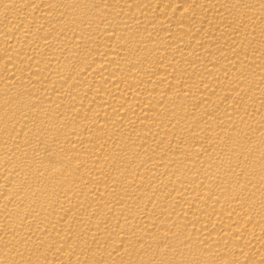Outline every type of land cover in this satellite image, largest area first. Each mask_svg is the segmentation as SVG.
Segmentation results:
<instances>
[{
	"label": "bare ground",
	"instance_id": "1",
	"mask_svg": "<svg viewBox=\"0 0 264 264\" xmlns=\"http://www.w3.org/2000/svg\"><path fill=\"white\" fill-rule=\"evenodd\" d=\"M0 264H264V0H0Z\"/></svg>",
	"mask_w": 264,
	"mask_h": 264
}]
</instances>
